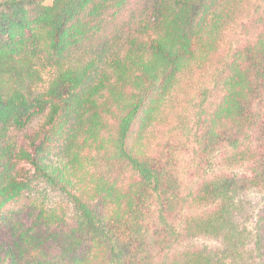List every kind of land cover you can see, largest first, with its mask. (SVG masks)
Returning <instances> with one entry per match:
<instances>
[{"label": "trees", "instance_id": "1", "mask_svg": "<svg viewBox=\"0 0 264 264\" xmlns=\"http://www.w3.org/2000/svg\"><path fill=\"white\" fill-rule=\"evenodd\" d=\"M45 1L0 0V123L45 116L0 142V212L30 176L76 212L12 222L0 264H264V0Z\"/></svg>", "mask_w": 264, "mask_h": 264}, {"label": "rangeland", "instance_id": "2", "mask_svg": "<svg viewBox=\"0 0 264 264\" xmlns=\"http://www.w3.org/2000/svg\"><path fill=\"white\" fill-rule=\"evenodd\" d=\"M50 2L51 0L45 1V3ZM194 119L195 117H191L189 125H182V129L179 130L180 132L176 136V141L173 139L172 142L171 140L169 142L166 141L173 149L176 148L175 152L169 151L168 156L170 153H173V167L175 168L174 170L177 172L178 178L182 183L195 181L197 176L202 175V165L198 168L195 163L196 157L192 154V147L196 145V128H199L198 125H194ZM44 121V114L39 112L35 113V115L31 117L29 122H27L24 127H18L11 123H0V142L2 144L11 142L15 146H18L20 142H25L26 137L29 134L36 132L41 137L43 135L42 129L44 128ZM107 125L109 127L108 129L113 131L116 125V120L113 118L108 119ZM156 127L158 128V126ZM186 134H188L189 137H187ZM165 140V138L162 139V141ZM47 141L48 140H46V143ZM47 145L48 146L45 150V155H43V159L48 162L59 158L62 151L53 148V145H55L53 139H50ZM151 146L154 148L152 150L153 156H155L156 151L162 147L161 145ZM163 153H168L167 148ZM203 170L212 172L213 168H209L205 165L203 166ZM60 204L65 206L67 214H74V211L76 212L73 204L68 201L67 197L59 190L49 187L40 178L38 179L30 176L21 195L16 198V200L7 202L1 209L0 234L6 233L12 227V222L14 223L15 221L22 219L27 223L28 218L33 217L36 214L37 207L42 206L48 210H58Z\"/></svg>", "mask_w": 264, "mask_h": 264}]
</instances>
